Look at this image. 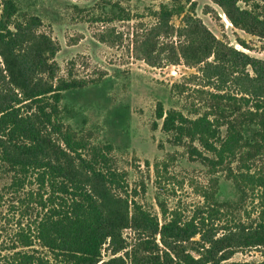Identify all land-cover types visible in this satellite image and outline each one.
<instances>
[{
  "label": "trees",
  "instance_id": "trees-1",
  "mask_svg": "<svg viewBox=\"0 0 264 264\" xmlns=\"http://www.w3.org/2000/svg\"><path fill=\"white\" fill-rule=\"evenodd\" d=\"M163 1L154 15L159 24L181 19L180 32L188 37L182 49L185 61L202 64L209 79H227L237 92L199 90L202 110L188 115L176 109L165 111L158 102L152 130L161 121V131L172 146L185 147L190 159L214 174L223 173L239 198L252 192L256 219L238 225L237 237L230 232L215 238L216 221L222 219L224 209L234 207V202L215 199L216 180L212 191H202L201 196L211 204L199 224L183 222L177 211L162 210L159 220L136 202L130 200L129 204L126 175L115 167L113 146H99L90 140V134L78 135L67 123L75 114L63 102L64 94L83 89L88 81L58 78L54 57L59 48L48 35L37 32L41 19L22 12L18 0H3L0 173L9 178L13 193L37 186V191L29 189L15 199L27 208L34 205L32 236L46 251V256L17 253L16 264H221L234 254L235 242V247L264 248V60L216 40L193 17L194 0ZM211 1L233 27L264 39V0ZM99 3L105 10L118 7L114 0ZM115 18L129 20V15ZM167 164L160 160L153 166L158 174L166 171ZM125 230L138 235L135 245L127 244ZM17 236L22 247L34 245L31 236ZM196 237L195 257L184 245ZM105 249L111 253L107 260L102 259ZM226 249L229 252L224 254Z\"/></svg>",
  "mask_w": 264,
  "mask_h": 264
},
{
  "label": "rangeland",
  "instance_id": "rangeland-1",
  "mask_svg": "<svg viewBox=\"0 0 264 264\" xmlns=\"http://www.w3.org/2000/svg\"><path fill=\"white\" fill-rule=\"evenodd\" d=\"M114 1L118 7L105 10L99 6L100 0H18L22 12L41 19L37 32L48 35L58 46L54 57L57 77L88 81L83 89L64 94L63 102L73 108L75 114L67 123L78 135L90 134L93 143L113 146L115 167L126 175L129 204L130 200L136 202L159 220L162 210L177 211L183 222L194 220L199 224L206 218L204 212L211 204L201 196L202 191H212L216 180L215 199L234 202V207L224 209L222 219L216 221L215 238L230 232L237 237L238 225L246 226L256 219L255 195L247 191L239 198L223 173L214 174L190 159L185 147L172 146L161 131V121L157 129L152 130L158 102L165 111L176 109L188 115L202 110L199 90L217 92V88H222L236 93L237 88L230 81L225 82L227 79L222 82L209 79L202 71V64L185 61L182 49L188 37L185 31L180 32L181 19L174 17L166 24H159L154 15L159 5L165 3L163 0ZM194 1L193 17L216 40L264 60V39L233 27L211 0ZM2 2L0 0V12ZM126 14L129 20L115 18ZM171 155L173 160H169ZM160 160H167L168 166L166 171L160 170L157 174L153 165ZM29 189L38 190L32 185L13 193L9 178L0 173V264H16L13 258L17 253L46 256V251L32 236V221L37 213L34 205L27 208L15 199ZM19 233L31 236L34 245L22 247ZM123 237L132 246L138 235L125 230ZM193 240L184 246L196 257L198 237ZM235 245L236 242L232 248L234 254L221 264L264 261L263 247ZM13 247L16 248L11 249ZM110 255L105 249L102 259L107 260Z\"/></svg>",
  "mask_w": 264,
  "mask_h": 264
}]
</instances>
